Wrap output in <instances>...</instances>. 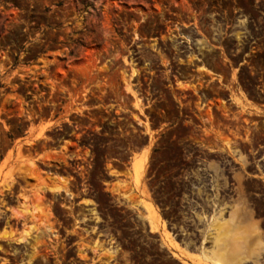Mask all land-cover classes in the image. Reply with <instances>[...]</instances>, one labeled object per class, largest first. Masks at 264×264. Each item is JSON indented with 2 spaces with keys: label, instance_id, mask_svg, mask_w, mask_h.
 Instances as JSON below:
<instances>
[{
  "label": "rangeland",
  "instance_id": "rangeland-1",
  "mask_svg": "<svg viewBox=\"0 0 264 264\" xmlns=\"http://www.w3.org/2000/svg\"><path fill=\"white\" fill-rule=\"evenodd\" d=\"M258 27L264 0H0V264H264V38L245 69L227 35Z\"/></svg>",
  "mask_w": 264,
  "mask_h": 264
},
{
  "label": "flooded vegetation",
  "instance_id": "flooded-vegetation-1",
  "mask_svg": "<svg viewBox=\"0 0 264 264\" xmlns=\"http://www.w3.org/2000/svg\"><path fill=\"white\" fill-rule=\"evenodd\" d=\"M228 27H231L230 24L227 25ZM256 29V34L255 36H251L249 33L243 35V39L241 42H234L235 41V36H233V32H228L227 35L229 36L230 41V51H231V57L234 58V60H237V65L243 66V68H253L251 66L250 62L251 60L259 59L261 58L259 56L260 49L257 48L256 46V41L259 39L264 38V32L261 27L255 28ZM216 54L214 58H218V49L219 46H215ZM259 56V57H258ZM198 61H200V58H197ZM242 69V68H240ZM258 72L264 73V68L260 69ZM215 75L220 76L219 73H215ZM214 79L219 82V79L217 77H214ZM254 81H262L261 78H255ZM264 98V95H263Z\"/></svg>",
  "mask_w": 264,
  "mask_h": 264
},
{
  "label": "bare ground",
  "instance_id": "bare-ground-1",
  "mask_svg": "<svg viewBox=\"0 0 264 264\" xmlns=\"http://www.w3.org/2000/svg\"><path fill=\"white\" fill-rule=\"evenodd\" d=\"M139 167L140 166H138V164H135V166H134V168H135V172H136V178L138 177V173H139ZM137 180V179H136ZM122 189V188H121ZM49 190V189H48ZM50 190L51 191H54V192H59L60 190H62V188H60L59 186H56V187H51L50 188ZM43 191V190H42ZM35 192V191H34ZM37 192V191H36ZM39 192V191H38ZM37 192V193H38ZM35 194V196H37V195H39V194H37L36 195V193H34ZM123 194V193H122ZM124 195V194H123ZM41 196V195H40ZM40 196H38L39 197V200L41 201V197ZM125 197V196H124ZM38 201V200H37ZM39 202V201H38ZM146 205V204H145ZM37 210V209H36ZM148 210V209H147ZM153 214V213H152ZM27 233H25V235H26ZM28 235V234H27ZM25 240V239H24Z\"/></svg>",
  "mask_w": 264,
  "mask_h": 264
}]
</instances>
